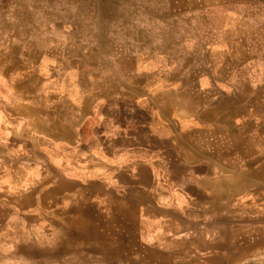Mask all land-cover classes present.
Segmentation results:
<instances>
[{
	"label": "crops",
	"instance_id": "1",
	"mask_svg": "<svg viewBox=\"0 0 264 264\" xmlns=\"http://www.w3.org/2000/svg\"><path fill=\"white\" fill-rule=\"evenodd\" d=\"M219 41L192 78L140 56L124 87L101 86L102 72L63 60L45 39L6 41L0 264H24L25 223L39 230L74 206L132 215L142 264L263 258L264 70L252 82L247 64L264 55ZM190 223L207 231L185 232Z\"/></svg>",
	"mask_w": 264,
	"mask_h": 264
},
{
	"label": "rangeland",
	"instance_id": "2",
	"mask_svg": "<svg viewBox=\"0 0 264 264\" xmlns=\"http://www.w3.org/2000/svg\"><path fill=\"white\" fill-rule=\"evenodd\" d=\"M223 38L241 44L249 57L264 55V0H0V49L6 41L45 39L63 60L102 72L104 87L127 86L129 66L140 56L192 78L210 65L214 48H224L218 46ZM247 66L250 81L258 82L264 61ZM131 220L116 207L74 206L39 230L25 223L24 264H142L129 246L135 243ZM193 230L207 228L184 225ZM183 258L195 264L186 253ZM241 258L210 264H241ZM171 259L167 264H179ZM249 264H264V256Z\"/></svg>",
	"mask_w": 264,
	"mask_h": 264
}]
</instances>
